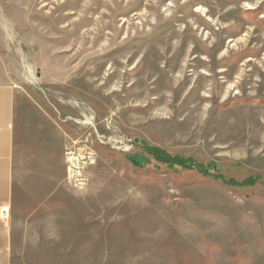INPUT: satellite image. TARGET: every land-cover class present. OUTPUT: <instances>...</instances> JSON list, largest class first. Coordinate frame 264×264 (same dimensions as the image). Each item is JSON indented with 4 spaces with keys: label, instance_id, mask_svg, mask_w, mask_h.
<instances>
[{
    "label": "rangeland",
    "instance_id": "374dc122",
    "mask_svg": "<svg viewBox=\"0 0 264 264\" xmlns=\"http://www.w3.org/2000/svg\"><path fill=\"white\" fill-rule=\"evenodd\" d=\"M0 33L16 264H264V0H0Z\"/></svg>",
    "mask_w": 264,
    "mask_h": 264
},
{
    "label": "crops",
    "instance_id": "0c3cea01",
    "mask_svg": "<svg viewBox=\"0 0 264 264\" xmlns=\"http://www.w3.org/2000/svg\"><path fill=\"white\" fill-rule=\"evenodd\" d=\"M17 52L0 33V264H16L18 241L13 220L15 151L23 94L17 89Z\"/></svg>",
    "mask_w": 264,
    "mask_h": 264
},
{
    "label": "trees",
    "instance_id": "16d2710c",
    "mask_svg": "<svg viewBox=\"0 0 264 264\" xmlns=\"http://www.w3.org/2000/svg\"><path fill=\"white\" fill-rule=\"evenodd\" d=\"M143 150L146 154L151 156L156 162L166 164L169 167L178 165L185 169H196L204 176H211L216 179H221L223 183L229 186H250L256 183V178L253 176H248L241 181H237L233 178L226 179L221 174H214L209 171L207 165L197 162L192 157H183L179 155H171L165 149L159 146L145 145ZM128 160L137 167H142V163L136 158V155H128Z\"/></svg>",
    "mask_w": 264,
    "mask_h": 264
}]
</instances>
